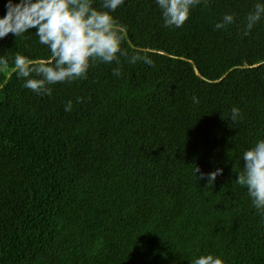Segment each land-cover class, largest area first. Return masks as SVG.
Returning a JSON list of instances; mask_svg holds the SVG:
<instances>
[{
  "label": "trees",
  "instance_id": "16d2710c",
  "mask_svg": "<svg viewBox=\"0 0 264 264\" xmlns=\"http://www.w3.org/2000/svg\"><path fill=\"white\" fill-rule=\"evenodd\" d=\"M255 3L209 0L169 28L155 0H126L123 47L155 66L98 63L51 96L12 73L17 53L50 56L35 29L0 39V264H264V217L235 182L264 138V19L243 34ZM226 13L235 23L215 29ZM195 167L223 171L211 185Z\"/></svg>",
  "mask_w": 264,
  "mask_h": 264
},
{
  "label": "clouds",
  "instance_id": "9594fccd",
  "mask_svg": "<svg viewBox=\"0 0 264 264\" xmlns=\"http://www.w3.org/2000/svg\"><path fill=\"white\" fill-rule=\"evenodd\" d=\"M96 0H6V13L0 16V39L11 33L14 37L24 35L35 29L38 42L50 51V56L34 60L17 53L12 66V73L18 80H23V87L37 95L51 96L52 85L85 79L91 67L98 63L120 67L113 69L117 77L122 74L121 57L128 63L139 61L154 67L155 62L147 50H134L132 54L123 47L128 40V28L120 24L113 13L126 0H101L99 7H94ZM160 9L163 24L169 28H180L189 19L193 8L209 0H155ZM235 14L226 13L214 25L223 30L235 23ZM264 19V0H256L254 10L246 17L243 34L249 35L256 24ZM10 67L5 56H0V72ZM6 79L0 89L7 84ZM84 98L77 97V102ZM192 101L199 104V98L193 95ZM73 103L69 100L64 111L71 112ZM233 123L242 119V110L233 106ZM243 167L236 174L235 182L246 187L252 205L257 214L264 217V138L258 139L254 146L242 154ZM222 169L204 173L195 167L198 179H206L213 185ZM190 264H225L222 257L212 253L202 254Z\"/></svg>",
  "mask_w": 264,
  "mask_h": 264
}]
</instances>
